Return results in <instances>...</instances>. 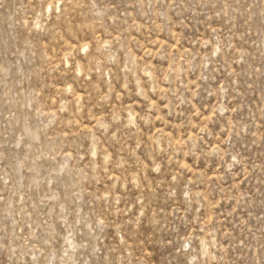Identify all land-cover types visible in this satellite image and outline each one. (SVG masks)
I'll return each instance as SVG.
<instances>
[{
  "label": "rangeland",
  "instance_id": "374dc122",
  "mask_svg": "<svg viewBox=\"0 0 264 264\" xmlns=\"http://www.w3.org/2000/svg\"><path fill=\"white\" fill-rule=\"evenodd\" d=\"M0 264H264V0H0Z\"/></svg>",
  "mask_w": 264,
  "mask_h": 264
}]
</instances>
